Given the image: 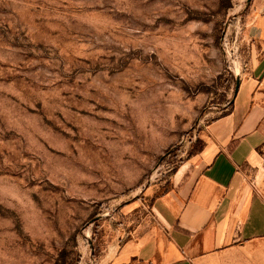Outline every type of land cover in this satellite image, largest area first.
Returning <instances> with one entry per match:
<instances>
[{
    "label": "rangeland",
    "instance_id": "rangeland-1",
    "mask_svg": "<svg viewBox=\"0 0 264 264\" xmlns=\"http://www.w3.org/2000/svg\"><path fill=\"white\" fill-rule=\"evenodd\" d=\"M252 0H0V264H111L231 109Z\"/></svg>",
    "mask_w": 264,
    "mask_h": 264
},
{
    "label": "crops",
    "instance_id": "crops-1",
    "mask_svg": "<svg viewBox=\"0 0 264 264\" xmlns=\"http://www.w3.org/2000/svg\"><path fill=\"white\" fill-rule=\"evenodd\" d=\"M251 57L230 113L208 123L152 202L153 224L111 264H264V0H252Z\"/></svg>",
    "mask_w": 264,
    "mask_h": 264
},
{
    "label": "trees",
    "instance_id": "trees-1",
    "mask_svg": "<svg viewBox=\"0 0 264 264\" xmlns=\"http://www.w3.org/2000/svg\"><path fill=\"white\" fill-rule=\"evenodd\" d=\"M231 105H232V103H231ZM228 113H230V110H229V111H227L226 113H224L223 115H226V114H228ZM223 115H222V116H223Z\"/></svg>",
    "mask_w": 264,
    "mask_h": 264
},
{
    "label": "water",
    "instance_id": "water-1",
    "mask_svg": "<svg viewBox=\"0 0 264 264\" xmlns=\"http://www.w3.org/2000/svg\"><path fill=\"white\" fill-rule=\"evenodd\" d=\"M237 83H239V79H238ZM237 88H238V87H237ZM237 88H236V89H237Z\"/></svg>",
    "mask_w": 264,
    "mask_h": 264
}]
</instances>
